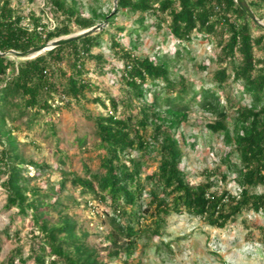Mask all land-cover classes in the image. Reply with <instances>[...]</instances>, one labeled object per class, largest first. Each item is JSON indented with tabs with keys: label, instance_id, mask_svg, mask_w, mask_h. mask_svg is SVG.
Here are the masks:
<instances>
[{
	"label": "trees",
	"instance_id": "1",
	"mask_svg": "<svg viewBox=\"0 0 264 264\" xmlns=\"http://www.w3.org/2000/svg\"><path fill=\"white\" fill-rule=\"evenodd\" d=\"M47 1L54 12L63 16L54 29L35 13L17 14L12 0H0V51L23 52L43 45L72 33V23L83 30L107 19L108 26L36 57L0 54V124L5 121L11 97L19 99L23 108L33 110L34 115L58 113L73 101L101 103L108 109L106 114L86 112L101 149L99 170L87 169V176L75 175L72 182L110 207L114 228L105 240L115 248L107 256L100 254L88 245L87 233L78 232L77 222L67 215L58 222L50 221L49 209L58 205L59 198L48 202L45 197L53 195L41 194L38 186H30L15 140L8 135L0 158L4 163L6 207H16L25 216L31 211L39 232H32L27 256L19 247L0 264H139L137 250L144 251L148 241L163 233L173 213H188L207 225L224 228L246 211L264 212V192L252 190L264 185V27L251 19L236 0H117L113 10L91 8L89 15L79 11L76 0ZM247 2L256 16L264 19V0ZM120 12L134 16L140 28L145 27L149 17L167 22L170 34L179 43L191 42L196 34L216 36L220 50L215 81L219 87L230 78L240 83L251 102L234 103V111L229 112L218 92L190 89L186 76L182 74L177 79L165 59L139 55L136 46L127 47L122 41L126 26L114 25ZM105 33L123 61L121 79L129 95L123 100L128 110L122 112L120 102L112 96H108V103L98 95L88 97V92L95 93L98 87L86 77V63L94 60L104 72L106 59L94 49L102 46ZM152 87L154 93L148 100ZM190 91L191 102L216 116L207 124L208 129L222 134L233 147L238 162L226 163L235 173L238 193L228 188L213 189V175L219 174L224 181L228 178L221 168L206 170V179L199 183L187 178L182 167L185 150L177 130L189 116L191 106L185 101ZM135 100L139 104L132 112ZM76 141L80 146L84 142L80 137ZM152 155L157 168L146 172L145 159ZM60 185L65 187V178ZM51 189L56 193L55 188ZM259 229L264 240V227ZM5 232L10 236L8 230ZM15 235L20 237L18 231ZM144 239L141 246L139 242ZM121 255L124 258L120 262L106 260Z\"/></svg>",
	"mask_w": 264,
	"mask_h": 264
},
{
	"label": "rangeland",
	"instance_id": "2",
	"mask_svg": "<svg viewBox=\"0 0 264 264\" xmlns=\"http://www.w3.org/2000/svg\"><path fill=\"white\" fill-rule=\"evenodd\" d=\"M47 2L12 0V5L17 14L30 16L35 13L42 17L50 29H54L63 21V16L54 12ZM76 3L83 15L91 14V8L107 12L115 7L114 0H76ZM134 18L120 12L114 23L115 26H126L122 41L127 47L136 46L139 55H150L156 60L165 59L177 79L182 74L186 76L190 89L200 91L210 88L218 92L221 102L229 112L234 111V103L251 102L250 96L243 93L240 83L230 78L219 87L215 81L214 74L219 68L217 54L220 50L216 36L196 34L191 42L179 43L170 34L167 22L149 17L145 27L140 28L134 23ZM71 26L74 29L72 33L81 31L73 23ZM103 37L102 46L96 47L94 53L104 55V72H101L94 60L86 63V77L98 87L95 93L88 92V97L98 95L108 103V96H112L120 102L119 112L126 111L128 109L123 100L129 95V91L121 79L123 61L111 48L109 34L105 33ZM256 53L260 55L259 51ZM153 93L152 87L147 95L148 100L152 99ZM191 93H188L185 101L191 106L189 116L177 130L185 150L182 167L187 178L194 184L199 183L206 179V170L221 168L229 174L228 178L224 181L219 174L213 175V189L228 188L233 193H238L240 188L235 181V173L231 172L226 163L238 162L236 154L232 152L233 147L225 142L222 134L208 129L207 124L216 116L197 102H191ZM199 98L200 95L197 99ZM10 100L12 101L7 105L5 121L3 125L0 124V158L6 147V136L10 135L24 161V174L29 177L30 186H38L41 194L53 195L45 197L48 202L54 203L59 198L58 205L49 209L47 216L50 221L55 223L62 216H69L77 222L78 232L87 233L88 245L107 256L115 248L110 241L105 240L114 228L110 207L99 202L91 193L83 192L81 186H75L72 178L75 175L87 176V169L92 172L99 170L101 149L97 146L94 124L87 119L86 112L93 115L106 114L108 109L101 103L83 101L78 104L73 101L64 105L58 113L42 112L34 115L33 110L23 108L19 99L11 97ZM134 103L136 107H133L132 112L137 111L139 104L137 100ZM1 121L0 119V123ZM229 125H232L231 120ZM77 137L84 141L81 146L76 141ZM134 154L137 156L138 153ZM144 166L146 172L157 168L154 155L146 157ZM3 169L4 163L0 161V262L5 263L13 250L19 247L22 248L23 256H27L33 240L32 232L38 234L39 231L32 221L31 211L25 216L16 207H6L7 193L2 185L5 179ZM63 178L65 187L61 188ZM51 188H55L56 193ZM252 190L257 193L264 192V185ZM87 200L90 202L87 203ZM259 226L264 227L263 211H246L224 228L207 225L188 213H173L169 216L163 233L148 241L144 251L138 249L135 256L139 264H264V240ZM17 231L19 238L15 235ZM145 241L141 240L139 244L143 246ZM123 258L124 255H121L115 258L106 257V260L115 263ZM27 264L34 262L28 261Z\"/></svg>",
	"mask_w": 264,
	"mask_h": 264
},
{
	"label": "water",
	"instance_id": "3",
	"mask_svg": "<svg viewBox=\"0 0 264 264\" xmlns=\"http://www.w3.org/2000/svg\"><path fill=\"white\" fill-rule=\"evenodd\" d=\"M236 1L251 19H253L261 27H264L263 19L256 16L255 12L250 7L247 0H236ZM116 2H117V0H114L115 4H116ZM107 24H108V21H107V19H105L102 22L97 23V24H95V25H93L87 29H83V30L76 32V33H70L68 35L60 36L58 38H55L53 40L48 41L47 43H45L43 45L30 48L27 51L21 52V51L11 49V50H8L5 52L0 51V54L6 55V56H13V57H23V58L36 57V56L41 55V54L45 53L46 51H49V50H51L57 46H61L63 44H66L67 42L79 39V38L87 36L89 34L96 33L98 31L102 30Z\"/></svg>",
	"mask_w": 264,
	"mask_h": 264
}]
</instances>
